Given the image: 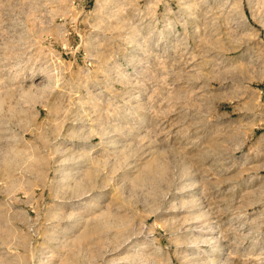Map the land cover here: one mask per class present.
Returning a JSON list of instances; mask_svg holds the SVG:
<instances>
[{"label":"rangeland","instance_id":"obj_1","mask_svg":"<svg viewBox=\"0 0 264 264\" xmlns=\"http://www.w3.org/2000/svg\"><path fill=\"white\" fill-rule=\"evenodd\" d=\"M0 264H264V0H0Z\"/></svg>","mask_w":264,"mask_h":264}]
</instances>
